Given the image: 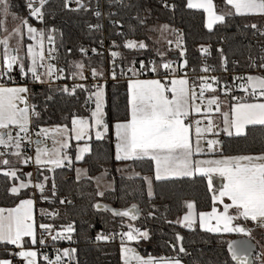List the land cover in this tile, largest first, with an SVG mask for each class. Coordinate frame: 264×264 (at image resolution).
I'll use <instances>...</instances> for the list:
<instances>
[{
	"label": "snow or ice",
	"instance_id": "snow-or-ice-1",
	"mask_svg": "<svg viewBox=\"0 0 264 264\" xmlns=\"http://www.w3.org/2000/svg\"><path fill=\"white\" fill-rule=\"evenodd\" d=\"M53 3L0 0V264H82L78 241L92 232L93 244L117 247L118 264H264V43H229L233 27L264 41V0H158L173 17H200L207 42L191 68L185 33L152 23L139 0H60L87 17L89 35L106 22L120 38L108 68L93 61L97 47L65 39ZM109 79L126 86L111 115ZM52 105L61 120L46 126ZM250 140L258 150L231 153ZM155 223L167 255L138 250ZM232 234L203 259L195 237L208 245Z\"/></svg>",
	"mask_w": 264,
	"mask_h": 264
},
{
	"label": "trees",
	"instance_id": "trees-1",
	"mask_svg": "<svg viewBox=\"0 0 264 264\" xmlns=\"http://www.w3.org/2000/svg\"><path fill=\"white\" fill-rule=\"evenodd\" d=\"M139 2L143 3L145 8H151L152 9V19L151 22L154 24H162V23H169L173 27H180V29L185 33L186 38V46L188 49L187 56L189 59V65H198L199 64V52L197 51V48L199 44L206 43V37L202 35V29L200 27V17L199 15H193V12L195 10H178L173 17L172 14L165 12L162 10L159 6L158 0H139ZM60 0H54L53 3V10L57 13V19L55 23L58 27H60L63 32L65 33V39H70L74 41L77 44H83L85 47L91 48V47H97L99 44V40H103V43L106 44L107 50L110 47L111 41L116 40L117 42H120V38L111 35L110 36V26L105 22V27L101 32H96L94 34L89 35L86 31V28L84 27V20L87 19V17H84L82 14H75L70 12H64L61 11L60 7ZM23 11V10H21ZM257 21L259 18H256ZM93 22H95L93 20ZM244 21H240V23H243ZM206 31V30H203ZM234 34V39H232L229 43L232 46V49L234 50L237 45H243L247 44L249 41L253 43V51L258 52L259 47L261 43H264L260 38L253 37L250 32H242L238 31L237 27H233L229 29V35ZM214 47L216 46L215 40H213ZM225 50L229 51V45H224ZM115 50V49H113ZM91 55V53H90ZM229 55H231V52L229 51ZM108 51L107 53H104L103 57H93V61L96 63H99L101 60L103 61V64L105 68L110 67V63L108 60ZM215 53L213 52V58H211L210 62H215ZM76 59L79 58L78 54ZM233 59H237L240 61V66L234 69V72L239 73L241 71H248V68L246 67V60L243 55H237L233 57ZM229 69L233 71L232 65H229ZM107 102H108V108L110 111V115L112 112L115 111V105L119 104L120 110H123V106L125 104V92H126V86L121 82L120 84L114 85V83L109 79L107 82ZM34 92L40 93L43 91V89L36 87L33 89ZM60 105H52L49 107L48 113L45 114V119L47 121V125H53L55 123L60 122L61 120V112L59 111ZM260 130L257 129L254 132V135H259ZM259 149V144H253L251 140L249 142L239 141V142H233L231 147V153L236 154L237 152L241 151H256ZM146 168V166H145ZM137 171L140 170L139 167L136 169ZM130 183V182H127ZM163 188L165 190H171L174 187L175 188H184L188 189L190 186L187 185H163ZM157 203H172L171 200H165L160 201L157 200ZM0 206H5L3 203H0ZM44 207H47V205H41ZM144 205H142L143 207ZM39 208V206H38ZM38 211V209H37ZM177 208L174 205L172 215L174 216L176 214ZM154 229V231L157 232V235L153 241V243L143 244L138 250L141 252V254L151 253L152 255H167L169 254L168 249L162 246V240L159 236V228L161 225L159 223H155L151 225ZM101 226H97V230H100ZM165 231L167 229L165 228ZM95 235V232L90 233L91 240L92 237ZM256 239L259 240L260 234L259 232L254 234ZM237 236H225L220 239H213L210 241L208 245H204L199 243V237H195L197 239L198 243L196 247L204 248L205 249V255L204 260L210 261L214 260L216 255L218 253H222L226 249V245L222 244V240L226 239H233ZM91 240H86L83 238H80L78 241V248L80 250V260L82 264H118V251L117 247L115 245H107L104 243H100L99 246L93 244ZM256 251H259L257 248ZM198 255L194 253V256Z\"/></svg>",
	"mask_w": 264,
	"mask_h": 264
},
{
	"label": "built area",
	"instance_id": "built-area-1",
	"mask_svg": "<svg viewBox=\"0 0 264 264\" xmlns=\"http://www.w3.org/2000/svg\"><path fill=\"white\" fill-rule=\"evenodd\" d=\"M175 28H178V27H175ZM178 29H180V27L178 28ZM181 30V29H180ZM174 37H169V39H173ZM96 47V46H95ZM97 49L99 50V51H102L103 53H107V46H106V44L105 43H103V47L101 48L100 47V45H98L97 46ZM200 57H199V62H200ZM211 59V58H210ZM209 59V60H210ZM108 60L110 61V57L108 56ZM210 64H213V65H215L216 63L215 62H210V61H208ZM192 67V65H189V68H191ZM230 72H232L231 70H230ZM244 72H246V71H241V72H239V73H236V72H234V74H243ZM217 74H219V73H217ZM189 75H191V72H189ZM225 75V78H230L229 77V74H224ZM29 170H31V169H25V171H29ZM94 237H95V235L92 237V239H94ZM103 243V242H102ZM60 246L61 247H68L69 245H68V243L67 242H61V244H60ZM160 255H163V254H160ZM159 256V255H158Z\"/></svg>",
	"mask_w": 264,
	"mask_h": 264
},
{
	"label": "rangeland",
	"instance_id": "rangeland-1",
	"mask_svg": "<svg viewBox=\"0 0 264 264\" xmlns=\"http://www.w3.org/2000/svg\"><path fill=\"white\" fill-rule=\"evenodd\" d=\"M168 38H169V37H168ZM161 46H162V47H166V45H164V44H162ZM46 126H50V125H46Z\"/></svg>",
	"mask_w": 264,
	"mask_h": 264
},
{
	"label": "crops",
	"instance_id": "crops-1",
	"mask_svg": "<svg viewBox=\"0 0 264 264\" xmlns=\"http://www.w3.org/2000/svg\"><path fill=\"white\" fill-rule=\"evenodd\" d=\"M49 146H51V142H49ZM232 236H236L235 234H232Z\"/></svg>",
	"mask_w": 264,
	"mask_h": 264
},
{
	"label": "water",
	"instance_id": "water-1",
	"mask_svg": "<svg viewBox=\"0 0 264 264\" xmlns=\"http://www.w3.org/2000/svg\"><path fill=\"white\" fill-rule=\"evenodd\" d=\"M237 238V237H236ZM236 238H233V239H236Z\"/></svg>",
	"mask_w": 264,
	"mask_h": 264
}]
</instances>
